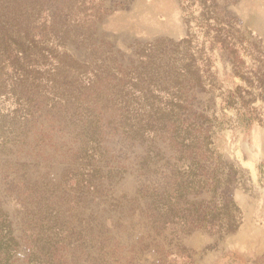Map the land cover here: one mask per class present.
Returning a JSON list of instances; mask_svg holds the SVG:
<instances>
[{"label":"rangeland","instance_id":"374dc122","mask_svg":"<svg viewBox=\"0 0 264 264\" xmlns=\"http://www.w3.org/2000/svg\"><path fill=\"white\" fill-rule=\"evenodd\" d=\"M11 2L0 0V14L11 11ZM30 3L42 8L34 19L45 17L48 30L68 26L84 33L91 29L85 22L101 15L84 47L65 50L82 64L97 53L103 58L95 67L109 73L101 72L94 88L86 77L75 86L88 114L93 107L102 118L98 146L87 153L81 109L63 113L59 102L52 110L38 97L31 124L14 112L25 99L0 98V264H264V126L233 128L235 110L222 107L223 93L241 86L254 93L264 118L256 89V72L264 74V0H207L208 9L205 0ZM206 25L212 35L229 32L237 53L232 58L207 43L203 57L211 58L217 79L213 87L206 82L187 92L180 134L170 125L134 140L117 121L110 124L104 100L117 94L112 87L125 79L122 71L131 69L137 50L163 41L155 60L171 71L184 62V48L176 44L190 36L200 48ZM226 203L236 206L231 212L240 220L229 235L218 230ZM217 210L221 219L208 222Z\"/></svg>","mask_w":264,"mask_h":264},{"label":"trees","instance_id":"16d2710c","mask_svg":"<svg viewBox=\"0 0 264 264\" xmlns=\"http://www.w3.org/2000/svg\"><path fill=\"white\" fill-rule=\"evenodd\" d=\"M12 1L7 3V10L11 11L5 15L0 14V98L17 97L18 101L25 99V107L18 103L19 106L14 112L23 113L24 119L28 118L31 124L33 113L36 111L33 104L38 97L46 99L47 106L51 103L52 110L59 102L63 104L61 109L63 113L69 112L70 106H73L71 109V112L74 111L73 115L78 114L81 109L79 115L85 116L81 119L82 130L91 145V149H83L82 152L94 150V146H98L101 114H94L93 107L88 114L90 107L81 104V96L76 92L75 86L82 77H86L90 81V87L94 88L96 87L94 80L96 79V82L102 80L101 72L107 74L109 71L103 65L101 68L95 67L96 61L103 58L97 53L92 63L82 64L65 49L69 44L76 43L84 47L86 40L94 37L92 28L96 22L102 20L101 15L85 22H91V29L84 33L75 34L68 26L62 30L57 27L48 30L45 17L34 19V12L40 6L31 4V0H24L25 3ZM205 2L204 9H208L207 0ZM215 6L214 3L213 7ZM39 10L42 8L40 7ZM206 15H209L208 21L212 19V15L204 11L203 16ZM39 24L42 29L35 31L34 27ZM206 30V40L198 49L193 47L190 36L176 44L177 47L184 48V62L180 66L176 64V67L171 68L172 72L164 69L155 60L160 54L159 47L163 45V41H156L155 44L138 49L137 59L132 61L131 69L122 71L125 79L118 78V84L112 87L117 94L104 100V108L113 115L109 123L117 121L123 133L134 140L144 141L150 135L157 136L170 125L176 128L177 134H180L182 114L188 101L187 92L205 88L206 82L213 87L217 79L209 65L211 58L203 57L207 43L212 51L217 49L220 53L228 54L232 58L237 53L235 38H232L229 32L216 29L215 34L212 35L213 29L209 25H206ZM223 31H225L224 34ZM255 50L259 52L258 48ZM106 54L107 60L116 66L117 56L111 51ZM136 60H138L137 63ZM199 60L205 63L204 68L198 65ZM225 62L231 63L230 59H226ZM90 67H93V77H88L86 73ZM236 75L251 83L250 78L240 73ZM256 82V89L259 90L258 97L264 100V74L261 75V70L256 72ZM254 85L251 83L252 87ZM80 89L79 87L78 90ZM98 97L100 99V96ZM256 100L254 93L241 86L223 93L222 107L235 110L233 128L247 131L255 125L264 126L263 114L255 105ZM13 121H15L14 118L11 122ZM223 208L226 213L224 217H221L224 220H221L218 230L224 235L235 233L240 227V220L231 211L233 208L236 212L237 208L230 203H226ZM220 211L211 212V219L208 222L212 223L216 217L219 219ZM14 239L11 238L8 242ZM3 245H5L4 237L0 240V247Z\"/></svg>","mask_w":264,"mask_h":264}]
</instances>
